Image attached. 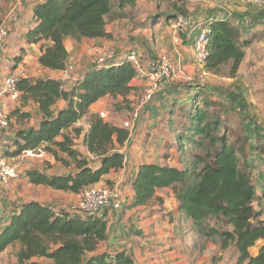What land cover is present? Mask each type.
I'll return each instance as SVG.
<instances>
[{
	"label": "trees",
	"instance_id": "1",
	"mask_svg": "<svg viewBox=\"0 0 264 264\" xmlns=\"http://www.w3.org/2000/svg\"><path fill=\"white\" fill-rule=\"evenodd\" d=\"M114 1L116 9L112 7ZM139 1L42 0L35 5L27 42H50L38 63L46 69L64 71L68 65L67 39L76 42L112 39L107 25L128 18L126 10L135 8ZM155 2L157 11L146 21L152 26L160 22L171 26L179 18L190 17L185 1ZM161 5H166V9L160 11ZM206 26L208 56L203 71L218 76L229 66L228 77L236 78L251 42L242 39L241 29L229 21L212 20ZM139 78L137 67L122 59L92 67L75 80L70 91L65 90L63 80L21 79L18 87L23 98L39 106L43 120L37 127L18 133L16 149L8 156L17 157L47 143L51 147H45L44 151L58 160L61 152L76 164V171L67 175L28 172V183L82 195L86 188L101 183L112 171L122 169L125 155L119 147L128 141L130 131L124 127L125 122H107L91 114L90 108L109 96L114 101L111 117H124L136 106L137 90L131 83ZM183 89L189 93L188 100L181 105L176 102L169 119V124L176 127L177 166L141 165L132 181L134 204H162L163 199L157 193L169 189L178 203V215L191 221V233L212 241L218 253L233 247L237 264H264V243L257 247L260 241L264 242V210L255 205L258 199L255 165L247 155L253 150L250 145L253 136L244 129L232 132L228 114L235 109L227 99L213 100L200 85L188 84ZM60 101L65 102V107L55 111ZM84 118L88 129L83 135V130L74 125ZM243 119L254 121L244 115ZM72 127V133L65 135ZM59 137L62 139L58 140ZM80 137L93 159L84 158L75 147V140ZM60 213L55 216L50 206L37 202L13 207L7 224L0 227V255L18 243L20 250L15 264H135L126 251L112 257L99 250L107 239L106 213L101 216L65 210Z\"/></svg>",
	"mask_w": 264,
	"mask_h": 264
},
{
	"label": "crops",
	"instance_id": "2",
	"mask_svg": "<svg viewBox=\"0 0 264 264\" xmlns=\"http://www.w3.org/2000/svg\"><path fill=\"white\" fill-rule=\"evenodd\" d=\"M41 1L12 0L0 4V20L2 23H9V33L0 53L1 84L10 73L21 69L24 71V79L63 80L66 82L65 90L70 91L75 80L92 68L91 60L108 50L115 51L114 62L125 59L132 52L138 53L144 72L157 69L163 59H167L173 68L172 80L161 85L151 104L143 111L141 119L132 128L128 141L123 147H119L125 155L124 167L112 171L99 183L118 187L124 195L120 210L106 212L107 239L99 245V250L108 252L112 257L126 251L135 264H237L236 252L234 259L228 257L230 249L235 251L233 247L218 253V247L212 241L191 233V221L178 215V203L169 189L159 190L157 193L163 199L162 204L152 202L146 206H135L132 181L143 164L177 166V145L174 141L176 127L169 124L170 109L176 102L180 105L187 102L189 93L183 89L187 80H200L207 75L197 65L194 50L196 38L202 28L212 20L229 21L241 29L242 39L251 42L246 49V59L255 47L261 49L262 53L258 56L264 58V46H260L264 45V9L242 0H182L187 3L190 11V27L178 31L174 24L168 26L160 22L152 26L146 22L157 11V3L150 0L151 8L155 11L141 15V6L147 0H140L135 8L126 10L128 18L107 25L106 31L113 35L112 39H83L81 42L66 40L67 63L72 66L71 75L66 79L62 71L46 69L38 63L44 50L51 46L50 42H27L26 35L33 25L35 5ZM112 7L116 9L117 2L114 1ZM165 9L166 5H161L160 11ZM12 15L15 20H12ZM252 60H259L255 51ZM241 68L242 66L238 74H241ZM250 70V79L243 90L246 93V105L253 108L262 103L264 109V67H252ZM139 76V79L131 83L137 90V95L144 86V78ZM216 98L218 96L212 99ZM113 102L111 97H104L92 105L90 113L99 116L104 114L107 122L115 120L124 123L129 118V113L124 117L112 118ZM0 103L8 111L10 120L9 128H0V157L17 165L19 171L17 179L5 186L0 185V227L7 224L8 213L13 207L18 208L27 202L53 205L59 210L71 211L72 207L80 203L81 195L33 185L28 183L26 177L28 172L33 171L47 175L73 173L76 171V164L71 159L61 152L58 153L59 160L56 159L54 155L44 151L45 147H51L47 143L40 145L32 154L8 156V153L16 149L18 133L37 127L43 120L39 106L32 100L24 99L23 95L14 101L2 92ZM236 104L237 102L230 106L235 109ZM64 107L65 102L60 101L55 111ZM74 128L82 129L84 135L88 129L87 118L76 123ZM72 130L73 127L64 134L69 135ZM61 139L62 137L58 138ZM82 139L80 137L75 140V147L80 149L84 158L93 159L84 148ZM263 169L259 167L254 170V181L259 185L258 192L261 193H264ZM263 243L260 241L258 244ZM19 250L18 243L8 247L0 255V264H15Z\"/></svg>",
	"mask_w": 264,
	"mask_h": 264
},
{
	"label": "built area",
	"instance_id": "3",
	"mask_svg": "<svg viewBox=\"0 0 264 264\" xmlns=\"http://www.w3.org/2000/svg\"><path fill=\"white\" fill-rule=\"evenodd\" d=\"M243 2H249L264 9V0H242ZM12 20H15V16L12 15ZM179 27L189 28L190 22L188 19L179 18L178 22L174 24V28ZM9 23L3 22L0 26V53L6 42L8 36ZM208 31L206 28H202L201 32L196 38L194 50L196 54V63L199 67L203 68L206 58L208 56ZM116 57L115 51L108 50L96 55L91 60L92 67L107 65L114 61ZM137 67L139 75L144 78V86L136 97V106L132 112L129 113V118L125 121L124 127L131 133L132 128L141 119L143 111L148 105L151 104L156 94L159 92L161 85L168 83L172 80L173 68L171 63L167 59H163L160 66L152 71L144 72L141 65V57L138 53L132 52L125 58ZM1 63V59H0ZM72 72V66L67 65V68L62 71L64 78L70 77ZM24 78V71L18 69L10 73L0 83V95L1 92L6 94L9 98L17 101L22 96V91L19 89L18 84L21 79ZM100 117L105 120L106 116L100 114ZM10 126L9 113L0 103V128L7 129ZM26 154H32L33 151L25 152ZM19 176L18 166L10 164L6 159L0 157V185H7L12 180L17 179ZM124 203V195L118 187H111L107 185L97 184L86 188L81 195L80 203L72 207L70 213L80 215H103L107 211L120 210ZM51 211L55 216H59L60 210L56 206H50Z\"/></svg>",
	"mask_w": 264,
	"mask_h": 264
},
{
	"label": "rangeland",
	"instance_id": "4",
	"mask_svg": "<svg viewBox=\"0 0 264 264\" xmlns=\"http://www.w3.org/2000/svg\"><path fill=\"white\" fill-rule=\"evenodd\" d=\"M3 2L1 0L0 4ZM150 0H147V3H144L141 6V15H147L151 14L155 11L153 8H151ZM0 14H1V5H0ZM264 46V45H260ZM261 49H258L257 47L253 48L251 53L249 54V60L246 59L244 61V64L242 65L241 74H238L236 78L231 79L228 77L229 74V66H226L223 69V72L221 75L215 76L211 74H207L200 80L196 78V80H187V85H200L203 86L205 89L208 90V93L211 95L210 97L215 98L218 96V98L227 99L228 102H230V105H233L237 102L235 105V110L233 112H230L228 114L229 116V127L232 130L233 133H237L238 131H242L243 129L246 131L247 134L253 136L252 141L250 143L251 149L248 155V159L250 161L254 162L255 169H258L259 167L264 168V109L262 108V103H259L258 106L255 107H248L246 105V82L250 79V69L252 67H264V58L261 55ZM255 51V56L259 58V60H255L253 62V53ZM248 54V53H247ZM254 63V64H253ZM257 78V77H256ZM260 78H262V74L260 75ZM201 82V83H199ZM186 86V84L184 85ZM234 99V100H233ZM217 100V98H216ZM233 100V101H232ZM258 103V102H257ZM244 116H248L249 118L253 119L254 121H247L243 119ZM125 116V114H124ZM256 123V124H254ZM256 147V148H255ZM255 172V171H254ZM253 172V176H254ZM264 173V169H263ZM264 178V175H263ZM264 185V182L262 183ZM258 184H256L257 186ZM259 185L257 186V189L259 190ZM255 205L258 208H263L264 210V193L258 192V199L255 202ZM264 216V215H263ZM260 244L257 245L259 247ZM257 247L253 249L254 253L257 252ZM235 251L233 249H230L228 251V257L229 259H234L235 257ZM233 255V256H232Z\"/></svg>",
	"mask_w": 264,
	"mask_h": 264
},
{
	"label": "water",
	"instance_id": "5",
	"mask_svg": "<svg viewBox=\"0 0 264 264\" xmlns=\"http://www.w3.org/2000/svg\"><path fill=\"white\" fill-rule=\"evenodd\" d=\"M207 27V26H206Z\"/></svg>",
	"mask_w": 264,
	"mask_h": 264
}]
</instances>
